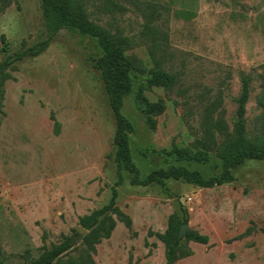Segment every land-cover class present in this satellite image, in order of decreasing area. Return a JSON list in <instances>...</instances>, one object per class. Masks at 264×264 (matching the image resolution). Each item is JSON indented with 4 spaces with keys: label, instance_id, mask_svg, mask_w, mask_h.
Listing matches in <instances>:
<instances>
[{
    "label": "rangeland",
    "instance_id": "374dc122",
    "mask_svg": "<svg viewBox=\"0 0 264 264\" xmlns=\"http://www.w3.org/2000/svg\"><path fill=\"white\" fill-rule=\"evenodd\" d=\"M154 25L165 40L155 50L163 69L178 75L171 90L144 91L165 111L148 129L134 96L153 67L151 38L142 34L149 5ZM95 23L121 32L132 43L126 52L141 62L133 72V90L122 114L133 124L129 138L141 177L170 165L217 176L220 162L212 152L206 165L176 163L172 146L193 149L202 137L204 110L218 98L213 115L233 133L240 92L239 74L251 78L246 104L249 139L262 137L261 66L264 64V0H88ZM4 37V41L2 40ZM48 36L40 0H12L0 14V61L22 46ZM96 41L61 30L40 56L14 64L5 84L0 116V253L5 264H25L63 238L75 236L65 258L84 254L79 218L106 205L117 180L113 161L114 119L94 61ZM54 122L59 133H54ZM227 136H218V143ZM117 187V207L132 220L131 229L116 221L109 239L96 246L95 264H165L163 244L153 235L166 229L181 205L188 230L209 238L189 242L193 255L176 264H264V161H246L227 185L201 189L182 181L164 187H133L128 175ZM248 228L251 233L239 238ZM78 233V235H75Z\"/></svg>",
    "mask_w": 264,
    "mask_h": 264
},
{
    "label": "trees",
    "instance_id": "16d2710c",
    "mask_svg": "<svg viewBox=\"0 0 264 264\" xmlns=\"http://www.w3.org/2000/svg\"><path fill=\"white\" fill-rule=\"evenodd\" d=\"M12 0H0V14L10 6ZM88 0H40V8L47 30V38L31 46H22L13 54L6 55L0 61V116H3V101L5 84L11 79L10 71L14 64L26 59H33L44 53L53 37L61 30H70L83 37L96 41L100 55L94 61V67L99 74L105 93L107 106L115 124L113 136V161L116 167L117 180L111 188V196L106 205L79 218V226L85 231L82 236L84 254L78 258H65L75 245L74 235L63 238V241L44 250L37 259L25 264H95L93 255L96 246L103 239H109L115 229L116 221L121 222L127 229H131L132 220L116 205L119 187L124 181L123 173L128 175L129 184L133 187H148L157 185L164 187L171 181H182L193 187L211 189L232 183L235 178L233 171L246 161H264V64L261 66L260 93L257 105L260 114L257 117L258 130L262 137L249 139L246 132V104L251 91V78L244 73L239 74L240 92L235 99L236 110L233 123V133L228 135V127L222 118L213 115L221 107L218 98L204 110L201 124L202 137L197 139L189 148H178L173 145L169 155L176 163H193L206 165L211 161L214 152L220 162V172L217 176L205 178L199 171L189 170L181 165H170L165 169H158L141 177L140 171L133 161L129 138L134 133L133 124L122 114L125 98L133 90V72H141V62L126 52L131 48V40L121 32H111L95 23L87 11ZM156 7L149 5L148 15L143 25L142 34L151 38V58L153 67L148 72L144 85L139 86L134 96L137 111L143 116L145 124L150 130L156 128V118L164 113L165 104L159 99L150 102L144 95L145 90L161 88L171 90L178 83V75L163 69V62L155 56V50L165 40L159 29L154 25ZM4 41V37L2 36ZM7 53V46L0 50ZM54 133H59V124L54 122ZM227 136L218 143V136ZM179 209L169 215L164 232L153 234L163 244L165 264H176L178 261L193 255L188 247L189 242L207 245L209 238L195 230H188L183 237L178 235L181 224L188 222L185 209ZM251 233L248 228L239 238ZM75 235H78L76 233ZM0 264H5L0 253ZM128 264H132L129 256Z\"/></svg>",
    "mask_w": 264,
    "mask_h": 264
},
{
    "label": "water",
    "instance_id": "95a60500",
    "mask_svg": "<svg viewBox=\"0 0 264 264\" xmlns=\"http://www.w3.org/2000/svg\"><path fill=\"white\" fill-rule=\"evenodd\" d=\"M187 231H188V223H183V224H181V226H180V229H179L178 235H179L180 237H183V236L186 234ZM79 232H80V233H84L85 231H84L82 228H80Z\"/></svg>",
    "mask_w": 264,
    "mask_h": 264
}]
</instances>
